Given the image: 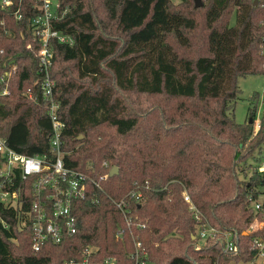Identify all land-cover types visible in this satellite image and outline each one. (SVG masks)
<instances>
[{
    "label": "trees",
    "instance_id": "obj_1",
    "mask_svg": "<svg viewBox=\"0 0 264 264\" xmlns=\"http://www.w3.org/2000/svg\"><path fill=\"white\" fill-rule=\"evenodd\" d=\"M60 5L68 10L55 25L75 41H54L51 76L66 124L64 161L89 175V195L74 204L77 232L34 250L28 212L35 189L16 176L6 187L18 190L17 201L0 204V264H65L82 260L88 247L96 248L94 264L108 257L131 264L133 235L151 264L253 260V237L264 229L246 231L259 216L252 202L264 192V118L255 132L257 94L253 121L237 122L232 107L238 77L264 73V0ZM28 8L20 20L0 10V76L12 70L10 92L0 94V136L20 152L51 155L52 124ZM112 166L119 172L110 176ZM134 190H141L140 199L130 195ZM184 190L211 224L236 230L239 253L223 252L219 241L198 244ZM121 200L128 202L130 227L114 202Z\"/></svg>",
    "mask_w": 264,
    "mask_h": 264
},
{
    "label": "built area",
    "instance_id": "obj_2",
    "mask_svg": "<svg viewBox=\"0 0 264 264\" xmlns=\"http://www.w3.org/2000/svg\"><path fill=\"white\" fill-rule=\"evenodd\" d=\"M29 7L34 11L31 17V29L34 32V40L38 42V66L40 73V86L44 97L48 115L52 124V136L50 139L51 155H31L20 152L11 147L6 139L0 136V154L3 160L0 165V204H14L19 196L18 190H11L6 185L15 183L16 176L20 175L25 180H31L35 189V196L29 209V217L32 228V246L34 250H40L48 242H60L65 235L77 232L79 223L74 211L77 200L89 195V175L80 169L68 167L64 161L63 131L65 121L60 116L61 102L55 94L56 80L51 76V67L54 58V41L73 44L74 37L58 29L55 25L67 12V8L61 10L60 0H0V10H10L16 19L23 18V9ZM28 47L32 43H28ZM3 49L0 48V54ZM16 67L14 66L13 69ZM12 70H6L0 76L2 85L0 94L10 92V78ZM32 96V90H29ZM264 172V161L259 166ZM149 188V184H146ZM130 195L136 199L142 197L141 190H134ZM184 199L189 204V210L196 221L195 237L198 241L204 239L219 241L223 252L239 253L238 235L236 230L222 229L211 224L204 214L193 202L187 190L183 191ZM123 212L126 223L130 227L132 217L128 202L114 201ZM253 207L259 213L246 232L260 231L264 229V192L256 196L252 202ZM1 218V217H0ZM5 227L7 222L2 220ZM144 226V224H140ZM122 233V230L119 231ZM134 236V249L130 253L131 264H151L148 252L140 238ZM253 244L258 249L253 260L240 262V264H261L264 261V236L253 237ZM200 245V244H199ZM200 246H197V248ZM95 247H88L82 260L70 259L65 264H94L90 259ZM261 259V261H260ZM104 264H117L115 257H108Z\"/></svg>",
    "mask_w": 264,
    "mask_h": 264
},
{
    "label": "rangeland",
    "instance_id": "obj_3",
    "mask_svg": "<svg viewBox=\"0 0 264 264\" xmlns=\"http://www.w3.org/2000/svg\"><path fill=\"white\" fill-rule=\"evenodd\" d=\"M173 1L178 3L180 0H173ZM234 21H235V17L233 15L231 18V22ZM238 85H239V94L232 107V113L237 122L244 123L248 119H250L251 118L250 107L253 105L254 95L257 94V98L254 100L256 101L255 102L256 113H255V125H254V129L256 132L260 127L261 118H264V73L240 75L238 77ZM261 149L262 150L260 153L264 158V144ZM241 176L243 177V175ZM204 242L205 240L201 239L198 241V244L202 245L204 244ZM261 264H264V261Z\"/></svg>",
    "mask_w": 264,
    "mask_h": 264
},
{
    "label": "water",
    "instance_id": "obj_4",
    "mask_svg": "<svg viewBox=\"0 0 264 264\" xmlns=\"http://www.w3.org/2000/svg\"><path fill=\"white\" fill-rule=\"evenodd\" d=\"M194 1H195V5L196 6H202L203 5V0H194ZM258 2H259V0H254V5H257ZM249 120H250V122L253 121L252 118H250ZM118 172H119L118 166H112V168L109 171V175L112 176V175H114V174H116Z\"/></svg>",
    "mask_w": 264,
    "mask_h": 264
}]
</instances>
